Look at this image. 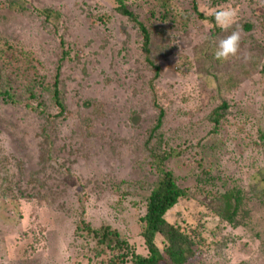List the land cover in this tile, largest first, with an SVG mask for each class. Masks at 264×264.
I'll list each match as a JSON object with an SVG mask.
<instances>
[{
	"label": "rangeland",
	"instance_id": "rangeland-1",
	"mask_svg": "<svg viewBox=\"0 0 264 264\" xmlns=\"http://www.w3.org/2000/svg\"><path fill=\"white\" fill-rule=\"evenodd\" d=\"M9 1L0 0V34L15 45L20 56L31 54L35 71L21 74L38 79L42 105L29 101L21 91L12 102L0 99V161L10 169L13 184L33 194V200L21 201L22 217L20 205L10 207V201L0 199V264H101L85 257L88 249L82 243L93 246L91 229L105 224L120 230L135 253L147 255L136 219L142 214V201L160 177L145 163L143 149L146 129L157 119L155 99L165 112V138L176 152L164 169L174 174L180 188L193 194L191 201L174 207L167 219L199 233L198 227L204 225L198 241L211 247L208 256H199L204 264H264V198H260L263 181L259 177L264 170V146L258 133L259 125L264 127V75L260 71L264 0H198L199 11L207 18L215 17L220 9L238 12L237 23L230 29L241 33V58L221 64L208 62V57L214 56L219 39L228 31L216 35L218 26L200 20L193 0H172L188 12L190 20L177 43L179 50L157 60L162 72L156 81L155 71L136 43L140 37L136 25L116 12L114 0H15L21 6L14 9ZM154 2L128 0L131 11L148 23L153 9L155 15L161 14ZM22 6L25 12L19 11ZM44 12L52 17L47 20ZM244 23L253 24L252 33L245 34ZM61 64L66 109L57 115L61 111L51 97L55 70ZM213 66L222 74L234 70L238 87L224 98L230 109L211 136L207 118L221 103L207 87L208 81L214 86L217 81L211 76ZM243 70H249L250 77ZM23 83L19 80L17 90ZM47 158L74 173L66 185L57 181L53 168L45 163ZM206 171L210 175H204ZM114 181L136 188L130 201L123 198L128 208L116 219L108 216L113 212L107 209L118 199L119 192L106 186ZM41 182L58 197L48 207L35 201ZM80 186L86 204L82 221L91 227L84 238L76 235L75 226L81 220L75 217L78 210L81 213L76 204ZM232 188L242 192L240 213L234 226L219 232L220 221L206 204ZM137 201L141 204L135 207ZM222 241L229 249L214 247ZM226 255L230 262H224Z\"/></svg>",
	"mask_w": 264,
	"mask_h": 264
},
{
	"label": "trees",
	"instance_id": "trees-1",
	"mask_svg": "<svg viewBox=\"0 0 264 264\" xmlns=\"http://www.w3.org/2000/svg\"><path fill=\"white\" fill-rule=\"evenodd\" d=\"M155 1L157 2L156 6H158L161 10V14H159L160 17L155 15L156 9H153L151 11L152 18H150L151 23H148L146 21H140L136 14L131 11L128 0H114V2L118 5L116 7V12L136 25V29L140 34L136 43L138 44V47H140V52L145 55V60L156 73L153 77V81L160 78L162 72L161 66L156 63L157 60L159 58H167L172 54L174 55L179 50L177 43L183 32L187 29L190 20L188 12L181 11L180 6L173 3L172 0ZM15 2V0L9 1L10 7L13 9L21 6V4L16 5ZM26 10L27 9L24 6L19 8V11L21 12H25ZM193 11L197 14L200 20L208 21L216 25L215 17L207 18L199 11L198 0H193ZM44 13H46L47 20L52 17V13ZM242 27L245 34L252 33L254 30L253 24L244 23L242 24ZM216 30V35H220L223 32V30L219 27H217ZM231 31H233V29H229L226 36L229 35ZM61 46L64 51L66 44H64L63 40L61 42ZM68 51V49L64 51L65 55L68 54ZM70 51H72V49H70ZM252 58L256 57L252 56L251 59ZM31 59V54L20 56L15 49V45L11 44V42L0 34V99H3V102H12L16 98L18 91L24 93V95L28 97L29 101H38L41 99V95L37 92V84L39 83L38 79L33 78L34 76L27 77L25 74H21L25 70L31 69L35 71V69L31 66V63H33ZM214 60L217 61L216 63L218 64L223 62L216 60L214 56H212V58L208 57V62L214 63ZM62 66V64L59 65L55 70L54 84L52 86L53 96L51 98L61 111L57 115H62L66 109V104L60 88ZM22 68H24V70H22ZM237 69L240 72L241 65L238 66ZM209 71L211 73L210 69ZM260 71L261 74L264 75V63ZM243 74L245 77H250L251 72L249 70H243ZM211 76H213L217 81L215 82V86L213 84L214 82L211 80L208 81V90L210 91V89H212L215 91V99H219L221 101L220 105L211 109V113L207 118L212 125V129L208 134L212 136L219 130V127H221L222 124V119L224 118L223 116L230 109L228 101L224 98L232 91H235L238 87L237 81L233 78V76L238 77V75L234 70L222 74L217 72L214 67ZM225 77L229 80H225ZM19 80L24 81L22 84L23 87L21 86V90H17L16 86L17 83H19ZM38 102L42 105L40 101ZM153 104L158 114L156 121L149 124L150 126L146 129V140L143 145V149L146 153L144 161L150 166L151 170L157 171L160 177H158L153 189L145 200L142 201V204L140 201H137L136 205L133 204L135 207H138L139 204H141L140 208L142 210V214L137 217L136 224L138 226L139 236L143 238L147 255H143L141 253L139 254L138 252L135 253L134 250H131L129 240L122 235L120 230H117L107 224L98 230H94L91 229L90 224L83 223L82 218L86 214V204L83 201L85 193L83 192V188L80 186L79 192L76 191L79 196L76 204L79 206L81 213L78 210L75 213V217H79L81 220L79 222H75V226L77 228L76 235L84 238L85 236L83 233L86 232L87 234H90L89 230L91 229V232L94 234L92 237L94 245L88 246L86 243H82V245L85 244V248L88 249V252H85L87 254L85 257L92 258L95 263L101 260V264H194L196 261L198 264H204L202 261L203 256H208L209 254L208 250L211 247L208 248L207 246H204L201 241H198L199 237L202 236V228H204V225H201V228L198 227L200 229L199 233L195 230V228L188 230L184 227L170 223L167 219L168 213L174 207L178 206L181 202L191 201L193 199V194L191 193V190L187 188H180L176 182L174 174L171 171L164 169L166 161L170 159L171 156L175 155L176 152L174 151L175 149L169 148L172 147V145H169V141L165 138L166 131H163L166 126L165 112L159 105L158 99H155ZM261 109L264 111V104ZM47 117L49 118V115ZM258 133H260V136L262 137V145L264 146V127L262 125H259ZM51 162L54 161L49 158L45 161V163L53 168L57 177L56 179H58L57 181L66 185L67 179L73 177L74 173L69 170H63L62 166L59 168L57 163ZM203 174L210 175V171L203 172ZM8 175H11L10 169L7 171L4 163L0 161V199L10 201V207L14 205L21 206V201L30 197H32L30 200H33V194L21 191L20 188L13 184L11 178L12 175L11 177H8ZM259 175V177H261L260 181H263V192L260 195V198H264V170H260ZM255 179L259 181L258 177H255ZM212 181L213 179L211 177L210 184H212ZM199 182H201V184L203 182L208 184L207 180H200ZM106 186L109 189L119 192V195L117 196L118 199L107 207L109 212H113L108 216L116 219V216L118 217L123 214L128 208L124 199L127 198L128 201H130L133 197L132 195L135 194L136 188L133 190H131L133 188L132 186H130L132 187L131 189H128L127 187L125 188L123 187L122 181H114L112 184H106ZM39 188L42 191L39 192V197L35 196V201H42L39 203H43L45 207H48L50 202L57 201V195L47 192L48 186L46 182H41ZM81 190L83 194H81ZM240 192L241 191L237 189H228L223 192V194L212 196V202L210 204H206L207 210L210 211L209 213L215 215L218 218V221H220V225L217 228L219 232L228 225L234 226L240 213L241 202L243 199L239 194ZM206 194L212 195L209 191H206ZM135 199L137 198L135 197ZM135 199L133 203H135ZM39 203H37L38 206H40ZM64 203L61 204L66 207V204ZM18 209L19 216L22 217L24 210L23 206ZM201 214L205 215L203 212ZM223 244L224 241H222L221 244H215L214 247L221 250L229 249V247L225 248L226 246ZM221 250L217 251L221 253ZM199 256L202 257L200 261ZM230 261L231 260L228 255H226L224 262L227 263ZM89 262L93 263L90 260Z\"/></svg>",
	"mask_w": 264,
	"mask_h": 264
},
{
	"label": "clouds",
	"instance_id": "clouds-1",
	"mask_svg": "<svg viewBox=\"0 0 264 264\" xmlns=\"http://www.w3.org/2000/svg\"><path fill=\"white\" fill-rule=\"evenodd\" d=\"M238 12L233 8L220 9L215 12V23L223 31H228L237 23ZM242 36L239 30H233L226 37L219 39L214 57L227 62L233 58H241ZM247 58V57H245Z\"/></svg>",
	"mask_w": 264,
	"mask_h": 264
}]
</instances>
